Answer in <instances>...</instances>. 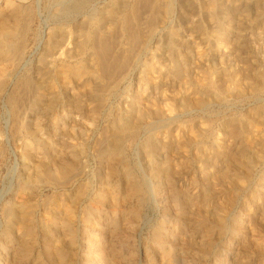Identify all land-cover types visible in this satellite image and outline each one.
Listing matches in <instances>:
<instances>
[{
  "label": "rangeland",
  "instance_id": "obj_1",
  "mask_svg": "<svg viewBox=\"0 0 264 264\" xmlns=\"http://www.w3.org/2000/svg\"><path fill=\"white\" fill-rule=\"evenodd\" d=\"M6 1L24 2L33 15L18 66L0 93V264L8 262L7 256L19 264H54L47 241L70 253L67 264H99L90 242L102 237L118 264H264V248L258 244L264 241V92L246 87L240 95L236 88L244 73L264 77V25L256 23L264 18V0L259 7L256 0L239 7L247 12L230 22L221 14L207 19L197 3L172 0V14L135 45L118 83L97 94L85 88L78 93L76 79H58L59 60H53L62 54L45 58L46 47L56 26H78L104 12L112 0H0V20ZM188 3L190 13L180 11ZM113 35L114 55L121 60L126 43L119 31ZM207 78L217 80V90L205 88ZM10 94H16L19 119L35 130L43 149L29 142L25 131L14 130ZM98 97L104 103L93 113ZM189 97L204 100L190 106ZM140 115L146 116L138 122L136 139L124 145L122 160H111L113 120ZM226 128L236 134L228 135ZM222 147L240 154L235 171H250L244 185L220 177L227 166L219 156ZM46 157L75 159L67 181L44 165ZM163 173L176 180L172 197L162 189ZM130 179L143 185V192L130 196L124 211L99 198L106 181L123 185ZM202 200L206 207L199 205ZM64 201L71 202L72 217ZM10 202L33 227L29 237H20L19 226L14 228L28 247L26 256L2 235L8 222L2 208ZM254 206L260 212H253ZM183 207L186 221L199 226L201 219L213 222L223 214L224 229L213 233L212 242L198 225L175 231L174 218Z\"/></svg>",
  "mask_w": 264,
  "mask_h": 264
},
{
  "label": "bare ground",
  "instance_id": "obj_2",
  "mask_svg": "<svg viewBox=\"0 0 264 264\" xmlns=\"http://www.w3.org/2000/svg\"><path fill=\"white\" fill-rule=\"evenodd\" d=\"M189 1L192 3L199 4L200 8L204 10L207 19L214 20L218 15L221 14L222 18L224 17L230 22L231 19L235 20L238 14L244 15L245 12H247L246 9L240 10L239 7L242 8V6H246L252 0H189ZM259 1L260 0L255 1V3H258V7L260 5ZM172 2H173L172 0H112L109 7L106 8L104 12L102 13L98 12L94 16L83 19L78 26L75 27H72L73 25L56 26V28H54V30H52L49 34V42L47 41L48 44L46 47L45 58H49L57 53L62 54V56H55L56 58H54L53 60V61L59 60L58 61L59 67L55 69V75L58 79H60L61 77L62 80H64V82H70L72 78L74 80L76 79L77 84H75L73 89L74 90L77 89L78 93H79V88L81 89L85 88L83 91L97 94L98 91L102 92L103 90L102 87H107L106 85L114 87L118 83L119 79L122 77L123 68L125 67L124 60H126L128 54L131 53V51L133 52V50L135 49V45H139L141 43L142 37L144 36L146 37L147 35L152 34L156 22H158V20L164 19L173 11L174 7ZM23 3L22 1L21 3L6 1L5 11L3 10L4 14L2 15V19L0 20V93L4 88L5 81L10 77L12 69L14 70V68L18 66L16 64L19 63L20 60L19 58L23 52L24 36L28 32V21L33 15V9L30 6ZM124 3L126 4L122 6V4ZM129 3H131V6L128 8L127 5ZM228 3H233L235 5L228 6L229 5ZM189 6L190 3L182 6L180 11L187 14L190 13ZM262 10L264 11V7H262ZM183 14L180 16H183ZM263 15L264 12L261 14V16L264 17ZM0 16H1V12H0ZM256 23H259L260 25H264V18H261ZM117 31H119L120 35L124 37L126 43V47H125L126 54L123 56V59L121 60H119V58L117 57L118 55L117 56L114 55V49H113L114 44L112 41V35ZM242 78H244L242 79V81L244 80L243 81L244 87H242L241 78L238 79L236 82V88L240 95L244 93L246 87H249L252 91L254 90L256 92H264V77L259 76L256 78H251L249 75H247V73H244V76ZM251 79H253V81H248ZM29 82L27 83L29 84ZM205 83H206L205 85L206 89L217 90L218 88L216 79H210V80L208 79V81H206ZM22 93L24 92L22 91ZM14 95L13 96L16 97V94ZM219 95L221 97V93H219ZM13 96L11 97L10 94V96L7 98L10 106L12 107V111L14 110V119H15L14 130L16 132H21L22 130L25 131L29 142H33V144H35V147L37 149H43L44 144L42 143L41 140L36 138L35 130L27 129L24 126L23 121L19 119V115L17 113L18 110H17L16 101L15 99H13L14 98ZM185 100H186V104L190 106L191 105L200 106L203 103L204 98L189 97ZM102 103H104V99H102V97H98V99H96V105L93 106L92 108L93 113L98 112V109L102 105ZM69 111L73 112L74 110L70 109ZM145 116L146 115H140L137 116L135 119L133 118L131 119L130 117L124 118L122 116H117L113 120L111 126V132H110L112 146H110L111 147L110 151H108V155L112 156V158H110L111 160H114L115 158L122 160L121 155L124 145L127 142L130 143L136 139L138 134V130H137L138 122L142 120L141 118ZM226 130L228 131L227 133L228 135L233 136L236 134V130L233 128H226ZM261 131L264 135V124ZM219 156L220 158L223 159L225 164H227L225 169L220 174V177L227 179L233 183L235 182V184L244 185L246 180L250 176V171L247 170L246 172L240 173L235 171V168L232 167V165L236 164L239 161L240 154L238 155L235 152L230 151L228 148L222 147L219 151ZM43 163H45L44 164L45 166H51L53 173L56 174L59 180H64V181H67L69 179L68 176L76 167L75 164L76 161L73 158L54 157L51 160L50 157L48 158L46 157L43 160ZM156 172L160 174L161 170L157 168ZM75 175H77V173ZM161 181H162L161 183L162 189L163 190L165 189L168 192V195L172 197V193L173 191H175L176 188V180L168 177L166 174L163 173ZM106 182L107 185L104 187L105 191L101 192L102 193L101 195L99 194V198L104 200H109L113 208L122 207L123 209L122 211L125 210V207L127 206L126 200L130 196H140L141 193L143 192L142 189L143 185L141 186L138 182L133 181L131 179L126 181V183L123 185L118 182H110V181H106ZM239 189L238 187L235 189L231 188V193L232 192L237 193ZM232 199H233V195L231 196V194L228 199L226 198L228 202L231 201ZM64 202H65L66 210L70 212L69 216L72 217L74 215L73 214L74 210L71 206V202L69 201H64ZM199 205L202 207H206V202L202 200V202ZM226 205L223 204V210L226 208ZM16 207L17 206H15V204L13 205L12 202L5 204L3 206L2 212L8 222L2 235L3 237H5V240L8 242V244L10 245L16 244L17 246L16 248L17 251H19L18 253L19 255L26 256L28 253V247L27 245L21 244L22 242H19V240L17 239L18 237L14 234V228L15 226L18 225L21 232L20 237H29L32 236L33 234V227L27 221L25 213L22 212L21 210L16 211L15 210ZM259 209L260 207L254 206L252 211L257 213L260 212ZM185 214H186V209L184 207L176 213L175 215L176 217L174 218L176 221V225L174 228L175 231L178 230L179 232V229L183 230L186 226V225L184 226V224L187 225L189 224V226L191 224L192 227L198 225L196 221H194V223L187 222L185 218ZM224 221L225 220L223 214L214 217L213 222H210L208 217L203 218L201 219L202 226L198 225L197 228L205 229V231L203 232L205 233L206 236H208L209 242H212L213 233L215 231L221 232L224 229L225 226ZM95 223H97L98 225L101 224L99 219L96 220ZM47 243L49 244L48 257L54 262V264H67V260L69 258L68 254L70 253H68L67 250L64 248L57 247L55 242L51 243L50 241L49 242L47 241ZM90 243L92 245H95V249H96L95 251L97 253V255L96 254L95 255L98 258L99 264H118L117 255L111 250V248L108 247L107 239L105 237L96 239L95 242L91 241ZM258 244L260 245V247L264 248V241H261ZM7 260L8 262L6 264L20 263L18 262V260L13 261V259L12 260L9 259L8 256H7ZM168 264H172V262H169Z\"/></svg>",
  "mask_w": 264,
  "mask_h": 264
}]
</instances>
